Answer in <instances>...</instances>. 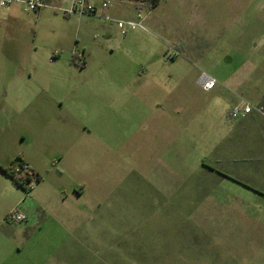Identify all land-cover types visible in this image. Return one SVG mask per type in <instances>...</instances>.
<instances>
[{
  "label": "rangeland",
  "instance_id": "374dc122",
  "mask_svg": "<svg viewBox=\"0 0 264 264\" xmlns=\"http://www.w3.org/2000/svg\"><path fill=\"white\" fill-rule=\"evenodd\" d=\"M45 2L0 7V162L40 175L0 171V264H264V118L230 116L264 100V0Z\"/></svg>",
  "mask_w": 264,
  "mask_h": 264
},
{
  "label": "built area",
  "instance_id": "2783aa9c",
  "mask_svg": "<svg viewBox=\"0 0 264 264\" xmlns=\"http://www.w3.org/2000/svg\"><path fill=\"white\" fill-rule=\"evenodd\" d=\"M67 3L66 7H56V9L61 10L64 14L70 15L73 13L77 14H90L94 15L98 10H105L110 3L115 0H65ZM12 3H18L24 6L25 10L35 11L41 7L47 6L45 0H0V7H6ZM138 18L142 19L141 15H137ZM103 18L107 21L113 20L116 23V26L120 30L121 35H125L128 29H132L136 26H140V22L135 20L127 19H113L108 14L103 15ZM198 84L202 89L208 90L214 87L216 80L214 77L208 75L205 72H201L198 77ZM257 112L260 116L264 118V107L262 105H252L245 100H242L241 103L235 106L230 110V116L237 118L243 117L251 112ZM11 172L21 174L23 178V183L25 186H29L28 191L34 188L33 179L37 180V177L34 171L23 161H20L19 166L13 169ZM26 190V189H25ZM25 214L19 209H13L6 215V220L9 222H21L25 220Z\"/></svg>",
  "mask_w": 264,
  "mask_h": 264
},
{
  "label": "trees",
  "instance_id": "16d2710c",
  "mask_svg": "<svg viewBox=\"0 0 264 264\" xmlns=\"http://www.w3.org/2000/svg\"><path fill=\"white\" fill-rule=\"evenodd\" d=\"M138 4H141V3H148V4H151V5H155L157 3V0H135ZM3 170L15 181V183L20 186L21 188L23 189H26L25 188V184L23 183V176L21 174H17L15 172H11L9 171L8 168H3ZM36 177H37V180H40V176L34 172Z\"/></svg>",
  "mask_w": 264,
  "mask_h": 264
},
{
  "label": "crops",
  "instance_id": "0c3cea01",
  "mask_svg": "<svg viewBox=\"0 0 264 264\" xmlns=\"http://www.w3.org/2000/svg\"><path fill=\"white\" fill-rule=\"evenodd\" d=\"M101 11H105V10H101ZM259 105H262L263 107H264V100H262V102L259 104ZM256 106V105H255ZM252 116L253 118H258L260 115L257 113V112H255V111H253V112H251V113H249V114H247V115H245V116H243V117H241V118H245V117H247V116ZM261 117V116H260ZM23 161V160H22ZM23 162H25V161H23ZM33 171H35L38 175H39V173L33 168V167H31L30 166V164L28 163V162H25ZM9 167V165L7 166V165H5L4 163H2V162H0V171L4 174V175H6V177L7 178H9V179H11L12 181H13V183L14 184H16L15 183V181L3 170V168H8ZM40 176V175H39ZM17 185V184H16ZM74 191H75V193L76 194H79L81 191L80 190H78V189H75L74 188Z\"/></svg>",
  "mask_w": 264,
  "mask_h": 264
},
{
  "label": "flooded vegetation",
  "instance_id": "af4514ba",
  "mask_svg": "<svg viewBox=\"0 0 264 264\" xmlns=\"http://www.w3.org/2000/svg\"><path fill=\"white\" fill-rule=\"evenodd\" d=\"M9 171H12L13 169H11L10 167H8ZM35 172V171H34Z\"/></svg>",
  "mask_w": 264,
  "mask_h": 264
}]
</instances>
